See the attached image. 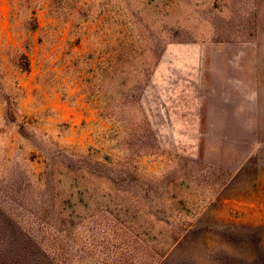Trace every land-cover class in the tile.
Masks as SVG:
<instances>
[{"label":"rangeland","instance_id":"obj_1","mask_svg":"<svg viewBox=\"0 0 264 264\" xmlns=\"http://www.w3.org/2000/svg\"><path fill=\"white\" fill-rule=\"evenodd\" d=\"M244 43L264 0H0L4 210L80 222L89 264H264V88H219Z\"/></svg>","mask_w":264,"mask_h":264},{"label":"trees","instance_id":"obj_2","mask_svg":"<svg viewBox=\"0 0 264 264\" xmlns=\"http://www.w3.org/2000/svg\"><path fill=\"white\" fill-rule=\"evenodd\" d=\"M136 26L137 24L135 22L129 23L126 31L129 37L133 36L136 38V36H134V32H136L137 28ZM28 27V32L30 34L34 33L38 29L37 21L32 19V21L28 23ZM129 46L130 44L128 48L131 49V46ZM22 48L29 50L26 44L22 45ZM27 52L28 51L19 50L15 53L11 62L14 67L21 72H28L30 68V60ZM159 54H161V51L158 53V56ZM157 58L158 57H156V60ZM142 72V75H144L142 83L145 86L151 72L146 73V75L145 70ZM103 73H105V71L100 72V74ZM119 90L118 94L124 103L129 102V99L132 101L135 99L139 100L140 93L135 95L137 91L136 86L124 87ZM89 97H95L97 100L99 98L100 100V96L97 95L93 89L89 91ZM5 206V202H1L0 200V264H89V235L82 229V226L76 229L78 225H80V222L77 223L78 225L74 223L72 219L66 222L69 224V229L67 231L77 230L78 233L72 235V233L69 232L66 237L70 240H68L69 242H65L60 239L61 236H56L49 232L43 234L42 230L38 228L40 227L39 224L42 223L41 221L44 220L42 217L39 218L37 216L33 218L34 221H32V219H27L28 222L21 225L18 217H16L17 215L8 212V210H4ZM48 217H44L45 220H47ZM49 218L51 227L55 228L56 226L54 227L53 225L55 221H52V217ZM58 231H61L60 228ZM80 239H82V241L79 242ZM159 261L161 260L158 258V260L154 261L152 264H158ZM120 264L127 263L123 261V263Z\"/></svg>","mask_w":264,"mask_h":264},{"label":"crops","instance_id":"obj_3","mask_svg":"<svg viewBox=\"0 0 264 264\" xmlns=\"http://www.w3.org/2000/svg\"><path fill=\"white\" fill-rule=\"evenodd\" d=\"M245 46H247V43L242 44V48L236 50L231 49L225 53V55H229V57L221 61L224 64L222 65V70L230 72V74L222 76L221 80L224 84L223 87L221 84L219 88H264V79H259L257 76V72L264 73V43L261 44V48ZM254 73H256V75H254ZM252 94L256 96L259 95L258 91ZM215 96H217V98L219 97L220 101L217 100V102L222 103V105L233 102L229 98L230 93L215 91Z\"/></svg>","mask_w":264,"mask_h":264}]
</instances>
